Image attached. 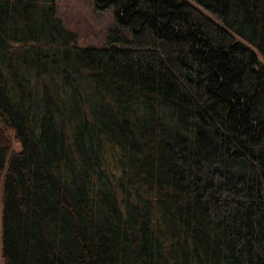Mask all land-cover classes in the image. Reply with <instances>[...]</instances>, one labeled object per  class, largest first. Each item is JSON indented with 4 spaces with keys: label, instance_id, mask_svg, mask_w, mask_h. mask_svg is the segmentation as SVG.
<instances>
[{
    "label": "trees",
    "instance_id": "obj_1",
    "mask_svg": "<svg viewBox=\"0 0 264 264\" xmlns=\"http://www.w3.org/2000/svg\"><path fill=\"white\" fill-rule=\"evenodd\" d=\"M0 0V264H264V0Z\"/></svg>",
    "mask_w": 264,
    "mask_h": 264
},
{
    "label": "rangeland",
    "instance_id": "obj_2",
    "mask_svg": "<svg viewBox=\"0 0 264 264\" xmlns=\"http://www.w3.org/2000/svg\"><path fill=\"white\" fill-rule=\"evenodd\" d=\"M57 15L76 32L83 45H103L114 27L112 12L97 11L91 0H59Z\"/></svg>",
    "mask_w": 264,
    "mask_h": 264
}]
</instances>
